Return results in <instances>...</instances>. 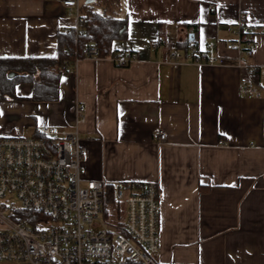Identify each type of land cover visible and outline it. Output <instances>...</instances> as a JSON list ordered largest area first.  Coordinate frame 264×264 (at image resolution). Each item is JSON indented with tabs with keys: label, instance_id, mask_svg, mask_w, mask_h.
<instances>
[{
	"label": "crops",
	"instance_id": "obj_1",
	"mask_svg": "<svg viewBox=\"0 0 264 264\" xmlns=\"http://www.w3.org/2000/svg\"><path fill=\"white\" fill-rule=\"evenodd\" d=\"M120 3L128 34L112 54L79 59L57 101L29 100L32 84H17L20 99H0V136L72 127L81 103L84 176L158 183V262L264 264V0ZM242 17L260 40L243 70L225 48ZM75 24L61 0H0V57L55 56L58 32ZM159 39L184 52L216 41L228 64L177 63ZM127 51L138 59L117 66L112 55ZM244 77L260 96L242 92Z\"/></svg>",
	"mask_w": 264,
	"mask_h": 264
},
{
	"label": "built area",
	"instance_id": "obj_2",
	"mask_svg": "<svg viewBox=\"0 0 264 264\" xmlns=\"http://www.w3.org/2000/svg\"><path fill=\"white\" fill-rule=\"evenodd\" d=\"M61 3L76 20L63 30L83 32V1ZM232 31L236 38L225 42V48L237 52L234 65L243 70L260 40L244 17ZM154 45L165 46L180 64H228L215 55L216 41L186 52L161 39ZM97 53L95 46L88 47V57L97 58ZM137 59L132 51L112 55L117 66ZM241 88L245 95L260 96L245 77ZM85 120L86 107L78 103L72 127L44 125L38 135L0 136V264H164L156 258L160 252L158 183L86 178L80 129ZM154 138L164 143L165 130L158 128ZM105 183L114 184L116 197L124 203L123 231L100 221Z\"/></svg>",
	"mask_w": 264,
	"mask_h": 264
},
{
	"label": "trees",
	"instance_id": "obj_3",
	"mask_svg": "<svg viewBox=\"0 0 264 264\" xmlns=\"http://www.w3.org/2000/svg\"><path fill=\"white\" fill-rule=\"evenodd\" d=\"M120 0H93L84 2L83 32L76 34L73 29L58 32V47L55 56L0 57V99H20L16 85L31 83L33 91L27 99L32 101H57L60 98V80L64 72L74 71L79 59L88 54V47L95 46L97 57L112 54V44L116 39H124L128 34V18L119 15ZM194 41L184 43L188 48ZM13 71L16 75L9 77ZM102 216L110 225L124 230L125 209L123 202L115 195L113 183L103 187ZM28 215H23L27 217Z\"/></svg>",
	"mask_w": 264,
	"mask_h": 264
},
{
	"label": "rangeland",
	"instance_id": "obj_4",
	"mask_svg": "<svg viewBox=\"0 0 264 264\" xmlns=\"http://www.w3.org/2000/svg\"><path fill=\"white\" fill-rule=\"evenodd\" d=\"M24 136H30V133L29 132H26L25 133V135ZM15 201V204H18L19 205V202L17 201V200H14ZM123 202V201H122ZM123 205H124V203H123ZM124 209H125V206H124ZM100 221H103V222H105L107 225H110V223L107 221V220H105V218L101 215L100 216ZM113 226V225H112ZM46 227H48V226H46Z\"/></svg>",
	"mask_w": 264,
	"mask_h": 264
},
{
	"label": "water",
	"instance_id": "obj_5",
	"mask_svg": "<svg viewBox=\"0 0 264 264\" xmlns=\"http://www.w3.org/2000/svg\"><path fill=\"white\" fill-rule=\"evenodd\" d=\"M92 0H86V2H91ZM191 38H193L192 36H191ZM14 75H16V72H13V71H11L10 73H9V77H13Z\"/></svg>",
	"mask_w": 264,
	"mask_h": 264
}]
</instances>
